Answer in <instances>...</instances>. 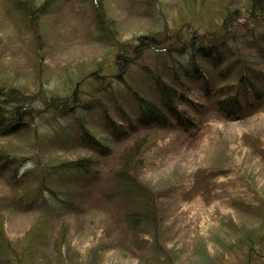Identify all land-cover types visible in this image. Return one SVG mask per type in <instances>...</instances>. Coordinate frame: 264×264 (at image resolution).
Here are the masks:
<instances>
[{
	"label": "rangeland",
	"instance_id": "rangeland-1",
	"mask_svg": "<svg viewBox=\"0 0 264 264\" xmlns=\"http://www.w3.org/2000/svg\"><path fill=\"white\" fill-rule=\"evenodd\" d=\"M147 1L103 0L119 35V45H111L101 37L95 10L87 0L48 2L35 30L28 27L13 0H0L1 98L9 93L4 88L13 87L16 92H12L11 104L23 103L22 93H26L41 108L52 96L72 92L75 81L85 72L98 70L102 62L110 63L120 46H131L129 54L134 55L138 35L159 40L162 35H175L182 22H186L182 30L187 37L192 29L196 36L218 33L226 12L249 11L248 0H159L160 10L150 8ZM260 13L249 27L244 26L246 19H239L240 38L226 41L219 66L213 67L196 55L198 64L213 74L214 89L235 80L236 67L226 80L218 72L238 54L246 60L255 59L257 68L264 72V11ZM136 58L159 71L178 92L202 104L196 115L197 126L182 133L175 127H139L117 141L99 111H84L85 121L80 110L67 116L41 113L34 116V131H18L21 122L12 118L14 129L0 132V150L24 159L12 170L4 163L5 157H0V199H6L0 205V228L9 240L10 251L15 256L22 253L21 264H264V237H255L249 256L244 237L253 230L264 236V97L255 112L233 119L216 110L218 94L206 96L199 91L197 81L192 83L181 75L188 81L182 82L191 86V91H183L172 79L170 69H158L159 62L169 59L166 54L148 48ZM174 58L184 63L189 57ZM173 66L178 68L177 62ZM124 77L144 98L159 103L150 80L139 74L136 66ZM98 80L90 77L78 85L74 100L101 102L114 121L124 124L117 112L120 104L134 121L138 107L124 87L110 80V87L99 92ZM80 89L86 92L81 94ZM180 106L187 115L195 110L188 102ZM77 116L84 131L93 134L89 136L93 143L80 140L75 128ZM143 137L141 184L157 197L156 229L132 227L125 214L134 210L136 203L125 196L121 186L111 182L125 144ZM98 138L111 149L110 155L100 154ZM86 157L99 160L98 172L75 187L79 191L69 196L74 200L70 209L52 211L45 205L25 209L17 202V197L39 183L21 176L35 170L37 160L39 172L52 173V164ZM13 171L20 179L19 186L13 184ZM40 188L54 203L49 189L63 198L64 190L74 187L62 173L45 175ZM3 254L0 249V264H20L9 251Z\"/></svg>",
	"mask_w": 264,
	"mask_h": 264
},
{
	"label": "trees",
	"instance_id": "trees-1",
	"mask_svg": "<svg viewBox=\"0 0 264 264\" xmlns=\"http://www.w3.org/2000/svg\"><path fill=\"white\" fill-rule=\"evenodd\" d=\"M15 5L19 10L22 11V16L32 30L37 27V19L47 9V3L52 0H13ZM89 1L95 10V20L96 25L101 33V37L108 41L111 45H119L118 31L115 22L108 16L105 10L103 0H87ZM150 8H155L160 10L159 0H148L146 3ZM247 6L249 7L248 13H243L240 9H235L233 12H226L222 20L223 22L219 26V32L211 31L208 33H198L196 36V30L192 29L189 37L185 35V30H182L186 22H182L179 27L175 30V35H162L159 40H154L153 38H146L148 34H141L136 37L138 41L135 45L134 55L129 54V45L120 46L117 53L113 54L114 58L110 63H101L99 69H94L89 72L82 74L81 78L77 79L76 84L73 86V91L65 95H55L52 96L50 100L45 102L43 107L36 106L31 100L28 94L22 93L23 103H10L12 97V92L16 90L13 87L4 88L5 93L9 91L7 98H1L0 95V132L5 133L7 131H12L14 129V124L12 118L16 117L15 120H20V128L18 131H34V116L41 113H51L53 115L62 114L67 116L73 111H79V114L84 111H95L101 112L102 119L105 122V126L111 129L112 136L114 140H123L130 135L132 131L139 127H150L157 126L161 129L175 127L180 129L181 133L183 131H189L197 126L196 115L203 109L202 104L197 102L196 99L189 98L184 92H178L177 88L173 85L168 84L164 77L159 71H154V69L148 64H142L136 61V57L143 53L149 48V50L160 51L166 54L169 59H165L156 65L158 69H170L172 79L177 82L178 86L183 89V91H191V86L184 84L181 79V75L185 76L186 79L190 80L192 83H199L201 92L206 96L211 94H218L215 98L214 104L216 110L223 113L226 116L232 117L233 119L241 118L248 113H253L256 111V105L262 102L264 97V72L257 68L258 64L256 60H246L239 54L236 58H232L231 62L224 66L222 71L218 72V75H222L224 80L228 78L229 73H231L233 67H236L233 82H229L223 85H219L218 89H214L212 84L213 74L211 71L207 70L205 66L198 64L196 60V55H199L208 64L213 67L219 66L223 63V52L226 50L227 40H236L240 38L238 35V27L242 26L239 24V19L244 18L246 22L245 27H249L256 22V15H261L260 12L264 11V0H248ZM263 14V13H262ZM264 18V15H263ZM250 30H254L250 28ZM155 32V31H152ZM152 32L151 35H152ZM184 32V33H182ZM188 34V35H189ZM253 34V32H252ZM124 43V42H123ZM188 55L189 58L185 59V62H181L174 58L178 55ZM177 62L178 68L173 65ZM136 66L139 69V74L148 78L153 87L155 94L158 97V104L147 100L139 93L132 85L129 84L125 75L130 71L131 67ZM201 66V67H200ZM179 69V70H178ZM181 71V73L179 72ZM93 78L98 80V87L100 91H106L110 87V80L117 81L121 84L127 95L136 103L138 107V114L134 121L126 113L124 108L119 104L117 106V112L124 120V124L114 121L106 106L100 102L99 105L88 101L89 99H81L74 96L78 85H83V83L88 80V78ZM188 82V81H186ZM214 89V90H213ZM81 94L86 91L80 89ZM72 93V94H71ZM2 94V93H0ZM225 97V98H224ZM188 102L190 106L195 109L192 113L194 116L187 115L185 110H182L180 105H184ZM197 105V107H196ZM18 111V112H17ZM17 112V114H16ZM13 116V117H12ZM82 119H85L82 116ZM82 121L80 116H77L76 131L79 133V138L84 143H93V139L89 136L93 134L89 131H84L81 125ZM18 125V124H17ZM132 142L129 141L125 144L121 152L117 157L119 162V169L111 175V182L114 185L121 186L124 190L126 197L133 199L136 203V208L131 211H127L125 216L132 223V227H138L147 229L151 227L152 229L157 228L156 217V204L154 203L157 197H152L151 192L147 188L142 187L141 174L144 166V148L142 142L146 141V137L133 139ZM97 148L101 155H110L111 149L105 144V142L98 138ZM5 157L4 163L10 164V168L14 170L15 164L22 161L24 156L11 154V152L0 150V157ZM40 160H37V164L34 166L35 170H29L24 172L21 176L22 179H26L29 182L38 183L31 185L26 192H23L19 197H17V202L25 208L29 209L37 205H45L49 207L52 211H60L63 209H70L73 205L74 200L69 197L73 194H78L79 191L76 186L80 184V181L92 177L97 174L99 168V160L92 157L77 158V159H67L61 161L57 164H52L50 169L53 171L42 172L38 171V166H40ZM16 170V167H15ZM47 172V173H46ZM66 174L71 181L72 188L70 190H64L63 195L65 197L61 198L58 196V192L49 189V193L55 198V202L51 203L45 195L42 194L45 182V175L52 177L55 174ZM11 179L14 180L13 184L15 186L20 185V179L16 178V173L13 171ZM36 185V186H35ZM35 186L36 188H34ZM31 193L32 195H30ZM6 199H0V205L2 202L5 203ZM8 203V202H7ZM263 204H259L258 207L262 208ZM160 211H158L159 213ZM0 216L3 217L2 213ZM160 216V213H159ZM159 222V220H158ZM145 224V225H141ZM38 231V230H34ZM264 237L263 234L257 231H251L250 233H245V249L248 250L247 256L251 254L254 250L255 237ZM249 240V242H248ZM9 240L2 236V231L0 228V249L2 250V255L4 256V251H10ZM28 252V248L24 249ZM13 255V254H12ZM21 254L17 256L13 255L14 258L21 264ZM166 261H163V264Z\"/></svg>",
	"mask_w": 264,
	"mask_h": 264
}]
</instances>
